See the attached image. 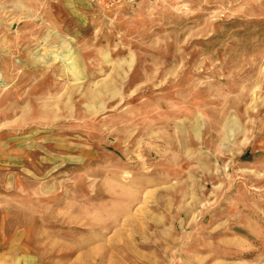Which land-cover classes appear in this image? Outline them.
<instances>
[{"label":"rangeland","instance_id":"rangeland-1","mask_svg":"<svg viewBox=\"0 0 264 264\" xmlns=\"http://www.w3.org/2000/svg\"><path fill=\"white\" fill-rule=\"evenodd\" d=\"M0 264H264V0H0Z\"/></svg>","mask_w":264,"mask_h":264}]
</instances>
